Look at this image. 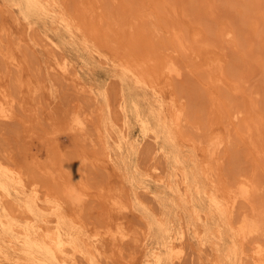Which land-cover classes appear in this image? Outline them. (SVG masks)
I'll use <instances>...</instances> for the list:
<instances>
[{
	"label": "rangeland",
	"instance_id": "rangeland-1",
	"mask_svg": "<svg viewBox=\"0 0 264 264\" xmlns=\"http://www.w3.org/2000/svg\"><path fill=\"white\" fill-rule=\"evenodd\" d=\"M129 8L132 9L130 10ZM142 18L144 22H142ZM130 19L133 20L131 21ZM14 20H18L21 25L27 26L21 31L25 38V43L22 42L24 43L22 46V43L19 44L20 46L15 43V34L17 36L19 32L17 27H15ZM119 20L120 22H118ZM128 20L131 25L127 24ZM28 23L29 25H27ZM78 23H85L83 25L84 28H81ZM117 23L120 24L119 28ZM126 27H129L128 29L131 32L127 31ZM5 28L14 29L15 31L10 34L7 30H4ZM92 29L95 30L93 31ZM88 31H90V34ZM151 32L155 35L151 34ZM178 34L185 42L182 45L179 44L176 38ZM220 35L221 39L219 38ZM126 36H129L127 41ZM119 38L121 39L120 41ZM221 40H224V44ZM114 41L119 42L114 44ZM112 43L115 48L111 45ZM126 43L128 44L126 45ZM218 43L222 45L220 46ZM116 44H121L120 46L117 45L118 49L115 46ZM119 47H124V50ZM25 48L29 50L26 51ZM136 48H138V53ZM8 50L10 51L8 52ZM12 50L20 57L23 55L22 58H24L23 69L19 72L5 63L3 53H10ZM133 51L136 55L133 54ZM182 51H186V53ZM0 52V83L11 89L14 85V79L20 76L21 72L22 78L27 77L36 80L40 78L39 81L48 86L41 93L44 98L40 94V100L46 99V102L50 104L55 112L56 110L78 108V106L82 107L81 109L83 110L85 108V112L87 111L86 109L90 110L87 113L92 114L93 122L96 121L95 124H97L99 132L101 131V134H99L103 138L101 141H104L111 160L109 164L102 163L101 160L107 157L102 151V143L98 142L100 144L98 145L101 146V148L99 147L101 151L97 144V146L93 147L85 142L88 146H84L85 143L83 141L80 142L74 139L62 127L55 131L57 133L54 132L57 138L56 145L53 144L47 147L42 142H35L31 144V148L30 146L26 147L19 136L20 126L18 119L0 121V147L2 148L0 149L3 150L1 155H4L7 161L11 162L10 159L12 157V160L14 159V161L25 165L26 168L28 167L30 170L28 168L26 170L30 175H36L32 168V160L37 161L38 159L40 163L52 164V166L60 169H68L67 166H72L69 168L72 171L78 169V158L81 156L100 160V164L88 166L91 170L86 169L89 172L83 173L85 179L82 175V180L84 184L91 191H96L103 183H106V186L115 188L123 186L124 188H120L127 193L132 211L134 210L131 213L127 212L129 219H126L131 222L134 220L136 223H133V221V225L147 232L148 243L144 249L139 246V248L137 247L139 252H137L135 251L136 249H133L128 244V247H125V253L134 250L133 252L140 256L149 254L156 247L164 248L166 242L165 226L162 224L159 215L169 221L168 225L174 226L176 230L180 229L182 224H186L188 227L190 232V238L187 240L189 247L182 264L208 262L207 258L209 256L204 250L201 251L203 258H199L196 252L190 251L196 248L191 229L193 225L200 224V227L214 231L218 221L222 223L224 241L223 245L220 246L221 250L226 252L229 249L233 253L231 254L232 258L225 259V261H228L225 264H237L236 255L243 250L250 253L251 241H253L251 238L257 240L264 247V243H262L264 242V230L252 235L253 237L243 240L245 242H241L240 238L234 233L236 232L234 228L237 227L239 219L237 214L240 216V211L249 213L250 211L248 210L252 208L253 203L255 205L254 199L256 204L258 202L262 203L261 205L258 204L261 209L258 208V205L255 208L258 210L264 209V0H123V2L122 0H57V2L52 0H0ZM52 53L58 56L62 54L70 59L78 68L87 88L92 92L79 94L66 86L59 89L55 85L54 80H52L54 77L46 73L44 67L46 58ZM147 55H149V59L146 58ZM168 55H172L181 67L183 66L181 78L164 77L163 71L165 69H162L163 64H160V61L165 60L166 57L164 56ZM126 56L132 58H127ZM34 59H36V62ZM131 59L134 60L132 61ZM128 60L137 63L142 61L141 64L145 65L144 68L147 72L150 71L152 73L153 71V75L158 73L160 85L163 86L162 93L154 92L152 87L145 83L136 70L129 65ZM146 60L150 61V65L149 61L147 62ZM153 60L158 61V65L156 61L152 65ZM208 61L210 64L208 63L207 65ZM37 62L39 67L38 64H35ZM161 63H164V61ZM188 63L193 66L191 64L188 66ZM149 66L153 68H149ZM155 66H157V69ZM41 68L42 70H40ZM154 68L157 71L161 70L156 72ZM217 68L219 69L217 70ZM40 71H43V73L41 74ZM214 71L215 73H213ZM58 89L59 91H57ZM112 94L114 96H111ZM120 97L123 99V108L125 109L119 104V106L117 105ZM170 98L176 99L177 102L180 101L179 103L184 108L186 120L180 129L175 126L172 118L169 117L168 109L164 107ZM43 100L41 102L46 106V102ZM161 100L164 103L163 106H160ZM109 101L112 102L109 103ZM88 103L93 105L91 106ZM65 104L70 105L66 108ZM117 106L118 108L120 107L119 110L121 111L117 109ZM236 110L239 111V121L237 120L238 118H233L232 114H230V112L233 113ZM93 111H95L94 115ZM98 123L100 126H98ZM227 129L230 132L232 131V134ZM148 134L153 135L150 137ZM214 134L225 137L226 143L218 151V157L213 160L206 154L209 138L204 136L210 137ZM203 138L207 140L203 141ZM140 140L141 142H139ZM149 145H151L150 147L153 145L161 146L166 151L167 157L163 158L159 151L156 152L154 150H152L153 152L150 151L151 154L147 151ZM225 145L228 146L226 147ZM76 155L78 157H75ZM178 159L185 165L192 177L198 180L197 182L202 190L210 185L209 179L206 178L203 172V166L210 159L214 161L213 167L212 163L209 162V165L214 170L213 179H216L217 186L219 185L218 187L221 188V191L223 190V193L225 191V195L228 198L234 195L232 192H234L235 185H237L236 181L238 182L242 178H247L249 181L251 179L253 186L255 185L254 183L259 184V188L255 185L258 189L255 190L254 188L256 194L253 193L254 196L252 198L255 197L253 203L251 202L252 200L250 203L237 202L236 210L234 209L235 215L233 213L234 219L230 226L229 224L225 226L224 220L222 219L223 221L221 220L220 222V219L214 215L213 205L206 199V196L204 194H194L193 202L195 206L193 208L197 210L200 217V220H196L190 203L185 202L167 187L158 184L145 175V166L155 164L160 169H170ZM4 161L6 160L3 159ZM3 162H0V186L10 191L15 196L16 202L30 211L33 224L38 226V222L40 223L44 217V210L31 198L27 186L16 185L12 176L6 170V167L9 166L8 162L6 164H3ZM105 164L108 166L106 167ZM96 167L99 169L104 168V170H101V172ZM103 171L106 172V176ZM102 175L104 177H101ZM89 182L92 184L90 185ZM141 185L148 187L154 197L141 193L139 189ZM102 187H105L104 184ZM147 198L150 200H147ZM92 200L86 201L85 207H87V202L89 203L88 207H84L86 210L83 208L85 211L83 212L82 210L81 213V217L84 214L87 215L88 218L85 220L88 223L94 221V219H91L92 216L95 220H99L97 218L98 208H100L99 202L97 203L98 200L92 202ZM0 207V248L2 249L1 257L3 261L7 264H20L24 253L26 255L29 251H42L36 240L28 241L29 243L24 247L17 243L15 246V243H12V241L22 242L23 240L19 231L17 232L16 229L14 230L11 227L13 222H17L16 220L19 219V216L17 217L15 213L5 210L2 204H0ZM157 210L161 211L160 214L157 213ZM213 215L216 219L214 217V219H211ZM202 216L204 217L202 218ZM83 217L82 219L86 216ZM192 245L194 246L192 247ZM126 248L127 250L129 248V250L126 251ZM143 251L146 252L144 253ZM193 253L197 255L195 256ZM42 254L44 255V253ZM234 254L235 256H233ZM45 256L43 258H47ZM47 263L57 264L55 262ZM167 263L171 264L169 261L165 262V264ZM241 264L246 263L243 262Z\"/></svg>",
	"mask_w": 264,
	"mask_h": 264
},
{
	"label": "bare ground",
	"instance_id": "bare-ground-1",
	"mask_svg": "<svg viewBox=\"0 0 264 264\" xmlns=\"http://www.w3.org/2000/svg\"><path fill=\"white\" fill-rule=\"evenodd\" d=\"M52 1L57 2V0H52ZM122 2H123V0H122ZM144 9H145V7H144ZM94 14H96V13H94ZM150 15H151V13H150ZM144 19H146V18H144ZM117 20H118V18H117ZM118 22H120V20ZM142 22H144L143 18H142ZM150 22H151V20H150ZM155 22H157V21H155ZM128 23H129V25H131L129 20H128L127 24ZM14 24H15V27H17V30L19 32L17 36L14 33L15 39H16L15 43L18 44L17 46H20L19 44L25 41L24 35L22 34L21 31L23 29L27 28V26L21 25L18 20H14ZM78 24L80 25L81 28H84L83 25H85V23H83V24L78 23ZM142 24L144 25V23H142ZM27 25H29V23ZM133 25H134V22H133ZM147 26H149V25H147ZM30 27H31V25H30ZM117 27L119 28L120 24H118ZM130 27H132V26H130ZM150 27H151V25H150ZM100 28H101V24H100ZM126 28L128 29L129 27H126ZM157 28H158V26H157ZM224 28H222V29L224 30ZM87 29H85V30H87ZM89 29H91V28H89ZM4 30H7V32L10 34H12L15 31L14 29L12 30V29H8V28H5ZM156 30H158V29H156ZM223 30H222V32H223ZM225 30H228V29H225ZM127 31H129V29ZM7 32H6V34H7ZM88 32L90 34V31H88ZM129 32H131V31H129ZM175 32L177 33V31H175ZM152 33L153 32H151V34ZM175 34H174V36H175ZM126 37H127L126 41L129 40L128 39L129 36H126ZM222 37H224V36H222ZM30 38H32V37H30ZM125 38H122V39H125ZM176 38L179 41V44L182 45L184 42L182 37L178 34V35H176ZM219 38L221 39V35ZM220 39H218V40H220ZM112 40H114V39H112ZM120 40L121 39L119 38V41ZM51 41H52V39H51ZM109 41L111 42L110 39H109ZM119 41H114V44H115V42H119ZM221 41L224 44V40H221ZM24 43H22L21 46ZM220 43H218V44H220ZM114 44L112 43L111 45H113V47H114ZM127 44L128 43H126V45ZM117 45L118 44L115 45L116 48H117ZM120 45L121 44H119L118 46H120ZM149 45H148V47H149ZM152 45L154 46V44H152ZM221 45L222 44H220V46ZM130 46H129V48H130ZM159 46H161V45H159ZM25 47H27V46H25ZM124 47L127 48L126 46H124ZM123 48L121 47L120 49L122 50ZM131 48L134 49L133 47H131ZM138 48H136V52H137ZM209 48H212V47H209ZM3 50H5V49H3ZM28 50L26 49V51H28ZM127 50L129 51V49H127ZM9 51L10 50H8V52ZM186 51L185 52L182 51V52L186 53ZM8 52L3 53V56L5 58V63L8 66L14 67V70L16 69L18 72L21 71L23 69V62H24V58H22L23 55H22V57H20L13 50L10 53H8ZM124 52L126 53V51H124ZM21 53H22V50H21ZM130 53H131V51H130ZM29 54H30V52H29ZM133 54H135L134 51H133ZM61 55L62 54H60V56H58V55L52 53L51 55H49L46 58L47 60L45 61V65H44L45 71H46V73L50 74L51 77L52 76L54 77L52 80H54V82L56 84L54 82L53 83L55 85H57L59 87V89L61 87L66 86V87H70L72 89V91L79 93V94L90 93L91 90H89L87 88V85L84 82V80L81 78L79 70L75 66V64H73V62L70 59H68L67 57H65L63 55L61 56ZM126 55H128V54H126ZM129 55H132V54H129ZM222 55H223V53H222ZM29 56H27V57H29ZM148 56L149 55H147V57H146L147 59H149ZM152 56H151V58H152ZM158 56H156V57L158 58ZM204 56H205V54H204ZM128 57H130V56H128ZM164 57H166L165 60L164 59L161 61L159 60L160 64H163L162 69H165L164 71L162 70L164 72V77L173 78V79L181 78L183 66L181 67L179 62L172 55H168V56H164ZM130 58H132V57H130ZM36 59H34L35 62H36ZM128 61H129V65L134 70H136L137 74H139V76L142 78L143 81H145V83H147L148 85H150L152 87L154 92L159 93V94L162 93L163 86L160 85V79H159L158 73L156 75H153L152 74L153 71H152V73L149 70H148L149 72H147V70L144 68L145 65L143 66L141 64L142 61L139 63L132 62L130 60H128ZM146 61L148 62L149 60H146ZM154 61H156V60H153L151 64L153 65V63L157 62L156 64L158 65V61H156V62H154ZM162 61H164V63H161ZM208 63L210 64L209 61L207 62V65H208ZM32 64H34V63L32 62ZM35 64H38V67H39L38 62ZM143 64H145V63H143ZM189 64H191V63H188V66H189ZM149 65H150V61H149ZM198 66H200V65H198ZM30 67H32V66H30ZM150 67H152V66H149V68ZM155 67L157 69V66H155ZM160 67H161V65H160ZM160 67L158 66V68H160ZM195 67H197V66H195ZM34 69H35V67H34ZM156 69L154 68V70H156ZM218 69L219 68H217V70ZM40 70H42V68ZM160 70H158V71L156 70V72H160ZM215 70H216V67H215ZM162 71H161V73H162ZM211 71H213V70H211ZM31 72H29V73H31ZM40 73L42 74L43 71L42 72L40 71ZM213 73H215V71ZM17 74H19V73H17ZM39 80H40V78H39ZM39 80L31 79V78H27V77L22 78V73L20 72V76H17L13 81L14 85L11 83L12 81L10 82L13 85L11 87V89L7 88L4 84L0 83V121L1 120L6 121V120H17L18 119L19 126H20L19 127L20 139L24 142V145L26 147L30 146V148H31V144L35 143V142H42L47 147L51 146L53 144L56 145L57 138L54 135V132L56 130H58V128L62 127L64 129H66L73 136L74 139H77L80 142L81 141H83L84 143L86 142V143L92 145L93 147L97 146L99 144L98 142H100V144L102 143L103 144L102 145L103 146L102 151H104V154L107 157L106 158L104 157L105 159H103L101 161H102V163L105 162L106 164L107 163L109 164L110 160H111L110 156H109L110 153H109V151H107V148L104 145V141H101L103 139L100 136L101 131L99 132L97 124H95L96 121L95 122L92 121L94 119V118L92 119V117H93L92 114L87 113L90 110L86 109L87 111L85 112V108L83 110V109H81L82 107L80 108L78 106V108H72L69 110H67V109L66 110H56V112H55L51 108L50 104L48 102H46L47 101L46 99H44L45 101L43 99H41L44 102H46V106L43 104V102H41V100H40L41 95H42V98H44L43 94H41V93L44 92V88L45 87L48 88V86L44 83H41ZM172 84H173V82H172ZM9 86H11V85H9ZM118 86H119V84H118ZM59 89L57 91H59ZM48 91H49V89H48ZM152 94H154V93H152ZM117 95H118V92H117ZM59 96H61V95H59ZM111 96H114V95L112 94ZM48 98H49V96H48ZM112 98H114V97H112ZM118 100H119V103H117V105L119 104L123 108V99L120 97ZM112 101H109V103ZM179 102H177L176 99H174V98H170L168 100L167 104H165V106H164L168 109V114H170L169 117L172 118L173 123L175 124V126L178 129H180V127L183 126L182 124L186 120L184 108H183L182 104ZM65 105L67 108L68 105H70V104H65ZM85 105H87V104H85ZM89 105H91V104H89ZM163 105H164V103L161 100L160 106H163ZM118 106H117V109L119 110L120 107L118 108ZM123 109H125V108H123ZM110 111H111V109H110ZM119 111H121V110H119ZM94 113H95V111H93V115H94ZM97 114H99V113L97 112ZM230 114H232L233 118L239 117V111H237V110L233 113L230 112ZM162 116H164V114H162ZM120 118H122V117H120ZM95 119H97V118H95ZM117 120H119V119H117ZM237 120L239 121V118ZM120 122H122V121H120ZM148 122H149V120H148ZM223 123H224V121H223ZM144 125H146V124L144 123ZM98 126H100V124ZM107 129H106V131H107ZM124 129H126V128H124ZM229 129H231V128H229ZM229 129H227V130L230 132ZM151 131H152V129H151ZM108 132H109V130H108ZM110 132H112V131H110ZM55 133H57V132H55ZM230 133H228V134H230ZM152 135L148 134V136H150V137H152ZM154 137H155V135H154ZM199 137L201 138V136H199ZM199 137H198V139H200ZM204 137L209 138L208 144L204 142L205 144H207V149L205 148L206 152H207L206 154L214 160V158L218 157L217 156L218 151L221 149L222 146H224V143H226L225 142L226 138L224 137L225 138L224 139L223 137H221L217 134H214L213 136H210V137L209 136H204ZM198 139H197V141H198ZM141 140L139 142H141ZM206 140L207 139L204 140V138H203V141H206ZM86 143L84 146H88V144H86ZM99 145H98V148L99 147L101 148V146H99ZM151 145H149V148H148L149 150L147 149L148 152H150V151L153 152L152 150H154L156 152L159 151L161 156H163V158L167 157L166 151L161 146L153 145L156 147V148L154 147L155 148L154 149V148H152L153 146L150 147ZM140 147H141V145H140ZM205 147H206V145H205ZM1 149H0V155L3 151ZM100 151H101V149H100ZM3 154H4V152H3ZM93 154H95V153L93 152ZM77 155L75 157H78ZM1 156H2V160H1L2 162H3V159L6 160V161H4L5 163L3 162V164H6L8 162L9 166L6 167V170L12 176L16 185L21 186V187L27 186L29 191H30L31 198L39 206L42 207L41 209L44 210V217L41 219V222L40 223L38 222V224H39V225L37 224L38 226L34 225L30 211L26 207L20 206L16 202L15 196H13L10 191H7L4 189V187L0 186V204H2V207L5 210H7L11 213H15V215H17V217L19 216V219L16 220L17 222H13L11 224V227L14 230L16 229L17 232L19 231V233L23 237V240H22V242L12 241V243L14 242L15 246L17 243L18 245H21L22 247H24L25 245L27 246V243H29L28 241L36 240V243L39 244V247L41 248L40 250H42V251H37L39 253H37L35 251H29V252H27L26 255L24 253L23 260H22V262H20V264H49L47 262H55L57 264H165L166 261L171 262V264H182V260L186 256V254L188 252V247H189L188 246L189 243L187 242V240L190 238L189 237L190 232L188 231V227L186 224H182L180 226V229L176 230L174 228V226L168 225L169 221H167L165 218H163L162 215H159V216H160V220H161L162 224L165 226L164 233H166V242L164 244L165 245L164 248L156 247L154 250H151V252L149 254L140 255V256H137L136 253L133 252L134 251L133 249H136L135 251L139 252V250H137V247L139 248V246H142L143 249L145 248V245L148 243L147 242V232L145 230H142L141 228L133 225L132 222L134 220H132V222L130 220H128L129 217L127 216V212L131 213L132 207H131L130 199H129L127 193L125 191H123V189H122L124 187L120 186L122 188H120V187L115 188V187L106 186L105 185L106 183H103L105 187H102L103 186V184H102V186L99 189H97L96 191H93V190L91 191L88 189V187L84 184V182L82 180L83 173L89 172L91 170L90 168H88V166L97 165L100 160L98 161V159L95 160L94 158L92 159V158L87 157V156H81L80 158H78L79 159L78 160L79 166H78V169H76V171H72L71 169H69L72 166H70V167L67 166L68 169H60V168L52 166V164H48V163L46 164V163H42V162L40 163L38 161V159H37V161L32 160V162L31 161L30 162L32 164V168H33L34 172L36 173V175H30L29 172L27 171L29 168L27 167L28 168L27 169L25 165H22L19 162L14 161V159L12 160V157L10 159L11 160V162H10L4 158L5 157L4 155H1ZM1 156H0V158H1ZM73 157H74V155H73ZM75 160H77V159H75ZM210 160H209V162L212 163V167H213L214 161H212V160L210 161ZM209 162L203 166V172L206 175V178L209 179L210 185L207 186L206 188H204L203 190L201 189L199 183L197 182L198 180H196V179H194V177H192V175L190 174L188 169L185 167V165L183 163H181V161L179 159L173 163V166H171L170 169H162V168L160 169L155 164L148 165L147 167L145 166V168H146L145 169V175L149 179L156 181L158 184H161V185H164L165 187H167L173 193L177 194L180 198L185 200V202L190 203L192 206L193 214H194V217L196 218V220H200V217L198 216L197 210L195 208H193L195 206V204L193 202V195L194 194H197V195L204 194L206 196V199L209 200L210 204L213 205L212 210H213L214 215H216V217H218L220 219V222L223 219L224 221L223 220L222 221L224 222L225 226L227 224H229V226H230V224L232 223V221L234 219L233 213L235 215L236 205L239 203V201L242 203L243 202L244 203L245 202L250 203V201L252 200L251 202L253 203V199L255 198V197L252 198L254 196L253 193L256 192V191L254 192V188H255V190L258 189L259 184L257 185L256 183H254L255 185H257L258 188L255 187V185L253 186L252 180L249 178V176H248V178L250 179L251 182L247 178H242V179L238 178L239 179L238 182L235 180L236 181L235 183L237 185H235V183L233 182L234 185L236 186L235 190H233L234 192H232V193H234V195L231 198H228L225 195V191L223 193L222 192L223 190L221 191L220 190L221 188L218 187L219 185L217 186L216 179L215 180L213 179L214 178V173H213L214 170L209 165ZM0 165H1V163H0ZM107 166L108 165H106V167ZM96 168H98V167H96ZM164 168H165V166H164ZM86 169L89 171H87ZM98 170L101 171V170H104V168H102V169L98 168ZM143 171H144V169H143ZM30 173H31V171H30ZM35 173H33V174H35ZM104 175L106 176V172H104ZM86 176H87V174H86ZM101 177H104V176L102 175ZM83 178H84V175H83ZM98 179H96V180H98ZM105 179H106V177H105ZM100 182H101V180H100ZM89 184L91 185L92 183L89 182ZM92 188L94 189V187H92ZM92 188H90V189H92ZM28 189H26V190H28ZM139 189H140L141 193L143 192L146 195H151L152 197H154L152 191L148 187H146L145 185L139 186ZM228 194H229V191H228ZM138 195H140V194H138ZM143 198H145V197H143ZM32 199H31V201H32ZM148 199L149 198H147V200ZM90 200H92V202L94 200H98L97 203L99 202L98 204L100 205V208H98V211H99L98 216L96 214H94L97 216V218H99V220H97V219L95 220V218L93 216H92V218L90 217L91 219H94L95 223H93L94 221L88 223L85 220L88 218L87 215H85V214L84 215L86 217L84 215H82V217L83 216L85 217V218L83 217L84 219H82V217H81V213H82L83 208L85 207L86 201L89 202ZM88 202L86 204L87 207L89 204ZM254 202H255V205L253 203L254 207L252 205L251 209H249L250 208V205H249V208H248L249 209L248 211H250L249 213L248 212L243 213L242 211H240L241 212L240 216L237 214L239 219H238L237 227L234 228L236 230V232H234V233L236 236H238L240 238L241 242L243 240L247 239L248 237L249 238L253 237L252 235H255V234L261 232L262 230H264V209L258 210L257 208H255V206L256 207L259 206L258 208L261 209L260 205L262 203L261 202L259 203L257 201L258 204H260V205L256 204L255 199H254ZM87 207H85V208H87ZM85 210H83V212ZM94 210H93V213H94ZM160 212L158 211L157 213L160 214ZM214 215L211 217V219L214 217ZM203 217L204 216H202V218ZM126 218H128V219H126ZM130 219H132V218L130 217ZM88 220H90V219H88ZM196 220H195V222H196ZM181 221H183V220L181 219ZM206 221H207V218H206ZM2 222H4V221L2 220ZM212 222H213V220H212ZM235 222H236V220H235ZM133 223H136V222L134 221ZM218 223H219V221H218ZM218 223H217L214 231H210L209 228H204V227L202 228L199 226L200 224L199 225H193V228L191 227L193 240L195 241V244H196V245L195 244L194 245L196 248H193L194 250H190V251L196 252L198 254V257L201 258L202 257L201 251L204 250V252H207V256H209V258H207L208 262H200L199 264H225V262H228V261H225V259L232 258L231 254H233V253L231 250L228 249L226 252H223L221 250L220 246L223 245L222 243L224 241L223 240L224 235H223V230L221 228L222 223H219V224ZM8 225H10V224H8ZM13 229H11V230H13ZM14 233H16V232H14ZM235 235H234V237H235ZM252 239H253V241H251L252 246L250 248L251 252L247 253L246 251L243 250V251L237 253L238 254V255H236L237 256V262H238L237 264H241L243 262H245L246 264H264V247H262L261 244L257 240H255L254 238H251V240ZM243 242H245V241H243ZM262 243H264V242H262ZM128 244L133 248L132 249L133 251H128L129 248H131L129 246L128 250L126 248V251H128V252L125 253L124 250H125V247H128ZM194 245H192V247ZM2 247H4V246H2ZM190 249H192V248L190 247ZM244 249H245V247H244ZM1 250L2 249L0 248V264H7L6 262L3 261L2 257H1L2 256ZM21 250H23V249H21ZM42 253H44V255H46L45 257H47V258H43L44 255ZM2 254H4V253H2ZM7 254H8V252H7ZM194 254L195 253H193V255ZM197 254H195V256ZM235 254L233 256H235Z\"/></svg>",
	"mask_w": 264,
	"mask_h": 264
}]
</instances>
